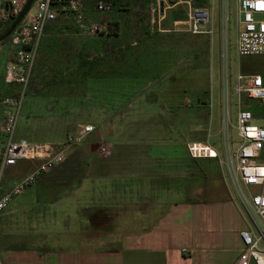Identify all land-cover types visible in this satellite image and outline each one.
Segmentation results:
<instances>
[{"label":"crops","instance_id":"obj_1","mask_svg":"<svg viewBox=\"0 0 264 264\" xmlns=\"http://www.w3.org/2000/svg\"><path fill=\"white\" fill-rule=\"evenodd\" d=\"M184 1L190 2L192 10L199 8L209 13L214 34L217 0ZM180 4L182 12L177 17L171 14L174 28L188 12L182 1ZM163 31L158 33L170 32ZM150 33L136 34L138 38L131 48L150 46L147 41ZM97 49L101 55V49ZM11 54L12 50L3 65L12 59ZM239 58L242 60L236 65V75H258L264 83V56ZM240 103L252 111L253 123L264 128V106L246 96L240 97ZM236 104L235 97L232 122ZM7 109L1 111L0 122ZM127 110L106 126L102 122L108 117L103 111L89 114L95 124L84 123L96 125L89 136L92 143H104L106 138L113 140L108 143L112 148L110 158L103 159L97 153L84 158L86 170L74 186L49 183L46 174L35 183L36 193L26 195L25 190L0 213L2 264L238 262L243 249L239 233L248 223L226 170L214 159H191L185 147L187 142L209 140V128L204 131V122L195 116V133L200 134L179 144L184 151L182 155L170 157L162 150L152 151L151 142L145 139L156 132H167V128L158 122L138 125L137 115ZM123 116L127 118L122 119ZM185 118H180V122ZM220 127L221 122L216 133L220 147L211 145L221 154ZM15 138L17 142H26L19 135L14 134ZM70 158L71 155L67 160ZM259 161L264 163V150ZM29 168L31 164L24 162L9 170L3 189H10ZM17 171L20 177H11ZM250 191L264 194V184Z\"/></svg>","mask_w":264,"mask_h":264},{"label":"rangeland","instance_id":"obj_2","mask_svg":"<svg viewBox=\"0 0 264 264\" xmlns=\"http://www.w3.org/2000/svg\"><path fill=\"white\" fill-rule=\"evenodd\" d=\"M82 1L86 21L108 22L110 34L118 33L119 36L108 38V41L105 36H80L73 16L58 14L49 25H65L71 30L44 32L29 86L20 101L15 137L19 135L21 141L26 142L55 144L72 134L76 125L95 124L89 116L92 112H105L108 118L102 123L106 126L114 123L128 108L127 112L137 115L138 125L150 126L158 122L167 128V132H156L150 139L145 138L151 142L152 151L162 150L170 157L182 155L184 151L179 144L200 134L195 133V116L204 122V131L209 128L210 144L219 148L216 133L221 119H226V112L230 121L233 117L235 97L231 85L236 65L242 60L235 48L236 1L217 0L214 14L217 26L212 37L175 31L171 17L182 12L178 0H119V7L110 6V11L105 13L93 9L96 0ZM160 2L166 15L157 27L150 23L151 13L160 14ZM158 28L170 32L158 33ZM142 30L151 32L147 40L150 46H133L130 48L133 59L126 62L129 65L110 68L107 65L110 60L98 53L99 43L109 44L112 51L115 49L114 59L124 60L126 48L136 42V34L141 36ZM10 50L7 42L0 45V114L7 108L4 100L13 98V92L20 99V88L5 84L2 79L3 63ZM107 69L124 74L93 77L109 74ZM36 89H41L40 93H32ZM8 109L15 113L14 109ZM180 118L186 120L180 122ZM98 124L100 127L101 123ZM232 138L234 140L233 135ZM112 142L111 138H106L104 143ZM100 143L88 139L84 145L73 149L70 159L47 174L48 182L76 185L87 167L84 158H92ZM18 171L11 173V177L19 178ZM36 188L35 184L27 188L26 195Z\"/></svg>","mask_w":264,"mask_h":264},{"label":"built area","instance_id":"obj_3","mask_svg":"<svg viewBox=\"0 0 264 264\" xmlns=\"http://www.w3.org/2000/svg\"><path fill=\"white\" fill-rule=\"evenodd\" d=\"M27 0H0V33L18 16ZM188 8L185 19L175 24L192 35H213L212 20L203 9H190V2L178 0ZM177 1V2H178ZM236 1L235 48L238 57L264 56V0ZM224 8L225 5H224ZM96 11L105 13L110 6L103 0L96 3ZM58 14H71L77 24L80 36L94 37L110 32L108 22H90L85 19L82 0H35L31 11L22 19L7 43L12 50V59L3 68L5 84H15L20 89V99L4 100L7 108L0 122V213L24 191L35 184L42 176L62 165L70 152L84 145L95 131L92 124L80 125L72 134L55 144L17 142L14 139L20 101L29 86L32 71L39 52L46 26L54 21ZM164 14L151 13V25L159 26ZM226 19L224 18V22ZM157 32H164L157 29ZM224 88L227 95L226 63L224 61ZM231 91L237 98L234 122L221 119V154L208 140L187 142L186 151L191 159H214L225 168L235 197L247 218L248 226L239 233L243 244L242 252L236 264H264V194H254L252 187L264 184V163L259 161L264 150V128L253 123V113L248 106L240 103V97L246 96L264 106V83L261 76L241 75L235 77ZM224 124H223V122ZM231 132V133H230ZM230 133V135H229ZM234 137V140L232 138ZM97 154L110 158L112 148L100 143ZM30 163L32 168L20 177L10 189L4 190L3 183L9 170L21 163ZM188 254L187 251H183ZM0 264L2 262L0 261Z\"/></svg>","mask_w":264,"mask_h":264},{"label":"trees","instance_id":"obj_4","mask_svg":"<svg viewBox=\"0 0 264 264\" xmlns=\"http://www.w3.org/2000/svg\"><path fill=\"white\" fill-rule=\"evenodd\" d=\"M97 1L98 0H96L95 2H94V4H93V9L96 11V3H97ZM106 4H108L109 6H111V7H119V0H103ZM83 2V1H82ZM83 5H84V2H83ZM52 22H50L49 24H51ZM47 25L46 26V28H45V30H44V32H46V33H53L54 31H58V32H62V31H64V30H71V28L70 27H67V26H63V25ZM9 26H10V24L9 25H7L2 31H1V33H0V35L1 34H3L4 32H6L7 30H8V28H9ZM111 27V26H110ZM77 29V28H76ZM110 31H111V29H110ZM143 31V30H142ZM145 31V30H144ZM77 34L78 35H80V32H79V30L77 29ZM99 36H105V37H107V38H105L106 39V41H108L107 39L108 38H111V37H118L119 35H118V33L117 34H114V35H112V34H110V32H109V34H107V35H102V34H100V35H97V36H94V37H99ZM101 41H104V40H101ZM116 41H118V40H116ZM109 43H111V42H109ZM118 43V42H117ZM103 45V46H102ZM109 46V44H103L102 42L101 43H99V46H98V48L99 49H101L100 51H101V55L102 56H106L107 58H106V60H110L109 62H108V66L110 67V68H115L116 69V67H119V66H122V67H125V66H127V65H129L130 63H126L128 60H131L132 61V59H133V56H132V53H131V46H129L128 48H126V50H125V54L124 55H126L127 56V58L126 59H124L123 57H124V55H123V59L124 60H121V59H114V58H116L115 57V53L114 52H116V51H112V49H110L111 47H108ZM116 45H114V47H115ZM123 48H124V46H122ZM116 48H117V46H116ZM131 48V49H130ZM125 49V48H124ZM103 53V54H102ZM121 60V61H120ZM107 71L109 72V74H103V75H98V76H93L94 78H103V77H119V76H123V72H116V71H112V70H108L107 69ZM33 72V71H32ZM116 72V73H115ZM11 85H15V84H11ZM15 86H17V85H15ZM40 91H41V89H36L35 91H33L32 93H34V94H38V93H40ZM13 98H17L18 97V95H16L14 92H13ZM64 164V163H63Z\"/></svg>","mask_w":264,"mask_h":264},{"label":"water","instance_id":"obj_5","mask_svg":"<svg viewBox=\"0 0 264 264\" xmlns=\"http://www.w3.org/2000/svg\"><path fill=\"white\" fill-rule=\"evenodd\" d=\"M35 0H27L18 16L11 22L8 30L0 35V45L7 42L9 36L15 31L22 19L29 13ZM160 14H163V4L160 2ZM176 31H183L182 27H176Z\"/></svg>","mask_w":264,"mask_h":264}]
</instances>
